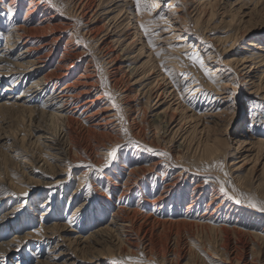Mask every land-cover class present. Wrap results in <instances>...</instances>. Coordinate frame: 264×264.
<instances>
[{"label":"rangeland","instance_id":"obj_1","mask_svg":"<svg viewBox=\"0 0 264 264\" xmlns=\"http://www.w3.org/2000/svg\"><path fill=\"white\" fill-rule=\"evenodd\" d=\"M6 1L16 5L11 19L17 22L44 20L57 25L65 20L71 27L62 31L57 44L43 47L50 52L44 67L26 74L13 70L1 77L0 98L15 99L24 86L55 68L59 59L81 51L76 72L83 73L90 59L88 70L98 82L97 90L82 98L102 94L93 109L105 103L108 112L115 114V123L103 134L88 135L84 126H76L74 158L65 154L64 161L44 166L47 151L32 138L31 128L37 123L31 125L16 109L0 111V143H4L0 145V243L15 238L7 244L8 250L0 252V264H96L95 258L92 262L88 258L104 253L99 264L114 260L125 264H264V211L260 210L264 207V143L252 140L264 142V124L260 123L264 120V99H260L264 96V0H147L155 5L151 10L144 8L145 0L140 9L135 0H91V7L88 4L79 11L73 0H42V5L33 6L29 0ZM129 3L144 24L151 17L159 22L151 25L148 34L154 33L160 43L144 44L148 37L144 27L137 30ZM121 6L126 7L119 13ZM82 10H90L88 16L96 12L92 25L99 34L94 38L85 34L90 21ZM8 14L0 7L2 23L8 22ZM59 32L47 31L35 37L34 43L14 46L5 54L14 58L25 46L43 45ZM70 37L69 52L64 51ZM107 37L111 42L99 49ZM183 37L189 41H180ZM250 41L256 45L248 46ZM4 42L1 35L0 49ZM183 43V51L171 55L176 57L175 67L170 60H162L160 56L170 54L171 45L176 48ZM155 45L162 46L149 54L148 48ZM108 46L122 65L118 71L108 62L104 51ZM253 52L259 57L253 59ZM193 53L202 59L203 68L189 58ZM242 56L254 68L248 81V68L239 66ZM227 69L234 84L216 96L215 80L223 78ZM57 80L59 86L68 79ZM47 86L50 90L53 83ZM152 91L164 94L155 98L149 95ZM168 105L176 116L166 128L153 121L152 114ZM184 108L206 114L204 120L210 114L217 117L203 123L186 117L190 112ZM251 113L256 114L255 121ZM220 134L227 141L217 155L200 158L204 142ZM23 161L31 162L35 172L26 173L29 167ZM157 161L152 174L148 168ZM106 162L108 166L103 167ZM139 166L145 171L138 170ZM57 168L61 171L48 177ZM128 174L136 182L127 180L130 186L125 185ZM171 180L176 181L173 191H165ZM253 203L258 207H252ZM154 205L162 207L155 210ZM77 206L81 208L75 211ZM115 209L119 214L113 222ZM162 219L171 222L156 221ZM56 224L65 230L46 238L44 228ZM100 228L108 232L100 240L96 236L99 242H95V231ZM61 251L65 254L55 257Z\"/></svg>","mask_w":264,"mask_h":264},{"label":"bare ground","instance_id":"obj_2","mask_svg":"<svg viewBox=\"0 0 264 264\" xmlns=\"http://www.w3.org/2000/svg\"><path fill=\"white\" fill-rule=\"evenodd\" d=\"M41 1L42 0H29V2H30L29 6L42 5ZM73 1H74V9L75 10L78 9V11L81 10V9H84L85 6L88 7V4H89V7H91L90 3H92L91 0H73ZM0 4H1L0 7L5 8V10H9L8 19H7L8 22L4 24V23H2L0 21V29L3 30V31L0 32V36L3 35V39L5 40L4 48L0 49V78L1 77H5V76H7L10 73H13V70L14 71L19 70V72L22 70L21 71L22 74H26V73H29L31 71H35L37 69L38 70L41 69L42 67H44L43 65L44 64H48L49 60H50V52L47 51V48H43V47H46V45H49L50 43H56V42L58 43L59 40L63 37V32L62 31L63 30L66 31V29H69L71 27V25H70L71 23L67 22L65 20L57 22V25H53V24L49 23L48 21L46 23L42 22L44 20H39L37 22H30V21H24L23 20L22 22H17L14 19H11V15L15 12L16 5L13 4L12 1L7 2L6 0H0ZM168 5H170V3H168ZM125 7L126 6H121V8H118V12L120 13L121 11H123ZM128 7H133L131 9V11H132V14H133V17H134L135 21L137 22V26H136L137 30L140 29L142 24L144 25V28L148 29L147 33L145 32V30H144V33H143V34L147 35L145 37H148V40H146V42H144V44H148L149 41H152V43L154 41L156 42L159 37L155 36L154 33H151V34H148V33H150L151 32V28L156 26L159 22L157 23V21L151 17V18H149L147 23L144 24V21H142L140 16L138 15V11L136 10V7L133 4H131V3H129ZM31 11L32 10L27 11V13H29ZM94 11L89 16H88V14L90 13V10H87V11H83L82 10V11H80L83 14L85 12L84 16H87L88 22L90 21L89 22L90 25H87L85 27V32H86L85 34H89L93 38L96 37L99 34V33H97V29H95L96 31L94 30V27H96V26L92 25V23H94L92 19H96L95 16H94V18H92V15H95V13H96ZM116 16H117V14H116ZM159 16H160V14H159ZM161 17H164V15H162ZM49 18L50 17H48L47 19H49ZM151 25H154V26H151ZM53 30H58L60 32L58 34H56L55 36H52V38L48 42H44L43 45H40L38 47H35V46L31 45V44L28 45V46H25L24 48H22L20 54L15 56L14 58H12L10 55L7 56L5 54V52L9 51L14 46L34 43V38L35 37L43 35L47 31L51 32ZM175 30H177V29H175ZM108 38L109 37L105 38V40H102V42L99 44L100 45L99 49L102 50V49H104L106 47V45L109 44L110 40L106 41V39H108ZM70 41H71V37L66 40L65 50L64 51H68V47H70V43H69ZM180 41H183V42L184 41H189V39L186 38V37H183V39H181ZM156 43H160V42L157 41ZM185 45H186V43H183L182 45H180L179 47H176V48L174 46L171 47L172 46L171 45L170 46L171 49H168L170 54H166V55L162 54L160 57H162V60H165V62L170 60V62H173L172 65L175 67L177 65V63L175 62L176 60H174V59H176V57L175 56H171V55L173 53H175V52L183 51V47H185ZM254 45H256L255 42H252V41L248 42V46H254ZM161 46L162 45H160V46L159 45H155V46H152V47L150 46L148 48L149 54L151 53L150 51H153L152 50L153 48L155 50H158V49H160ZM104 51L106 52V55L109 58L108 62L111 63V66H112L111 69H113L114 72L120 70L122 68V65L120 64V62H118V60H117L118 58L115 57L116 55L113 54L114 50L112 48H110V46H108V48H106ZM253 54L256 55L255 57H253V59H256V58L259 57V54L256 53V52H253ZM81 55H82L81 51L80 52H70V55L67 56L66 58L59 59L57 61V63H56L55 68H53L50 71H48L42 77H38V78L34 79L30 84L24 86V88L20 91V95L17 96L15 99H13V100H3V98H0V111L9 110V109H16V111L20 112L19 114L22 113V115L24 117L26 116L28 118L29 123L31 125H33L34 121L37 123L36 125H33L32 128H31V129H33V130H31L32 131V138H33V142H35L37 145H39L40 147H42L43 149H45L47 151L46 154L48 156L44 160H42L43 161L42 163H43L44 166L51 165V164H53V162H62V161H64V159H63L64 157L63 156L65 154L68 155V154L71 153V151H73L72 148H75V146H76V145L74 146L75 137L77 136V133L75 131L76 130L75 129L76 126H81V128H83V126H84L87 134L90 135V134H93V133H100V134L108 133L107 131L111 130V128H109L110 125L111 124L113 125V123H115L114 122L115 119L113 120V117L115 118V114L108 112L109 107L107 105H105V103H103L101 106H98V107L93 109V106L95 104L96 99L99 98V97H102V94H99V92H98L95 95V98H92V97L91 98L87 97L85 99L82 98L83 97L82 95L88 94L92 89L93 90H97V84L96 83H98V82L96 81V79H94V75H93L92 71L88 70V68L91 66V64L89 63L90 59L86 63L85 68L83 69V73L76 72L79 69V66H78V63H77V61H78L77 59H80ZM170 57L173 58V59L172 60L169 59ZM207 57H211V56L209 55ZM249 61L250 60L247 57L242 56L241 61L239 63V66H241L242 69H247L248 68V70L245 72V73L248 74V76L245 78L246 81H248L247 79H249L248 77L251 75V73L253 72V69H254V68L251 67L252 64L251 65H246L247 62H249ZM153 67H151L150 70ZM214 71L218 72L219 70L216 69ZM224 73L225 74L223 75V78H221V79L218 78V79L215 80L216 82H218V84L215 86V90L217 91L216 96L217 95L220 96L223 93L222 90H225L227 86H230V85L234 84L233 78L231 76L232 75L231 70L228 71V69H227V70L224 71ZM147 74H149V73H147ZM253 74H255V73L253 72ZM262 74H264V73H262ZM262 74L258 75V80H260ZM77 75H79V76H77ZM61 77H64V78H66L68 80H67V82H65V83H63V84L58 86L57 84L59 83V80H57V79L61 78ZM252 77H255V76H252ZM19 78H20V76H18L15 79L14 83H16ZM24 78H25V76H23V79ZM23 79H22V81H23ZM51 82L53 83V86L49 90L47 85L49 83H51ZM22 83H24V81ZM77 84L79 85L78 88H77ZM76 88H77V90H76ZM163 88H164L163 91L167 89L166 87H163ZM4 89L8 90L9 86L4 88ZM153 91H154V89H153ZM153 91L150 92L149 95L151 96L152 94H154L155 98L160 97V95L162 97L163 96L162 94H164L163 91L161 93H156L157 91H155V92H153ZM166 93H167V90L165 91V95H166ZM174 95L180 98V95H179L178 92H175ZM219 96L217 98H214V99H216V100L220 99L221 97L219 98ZM147 98H149V97H147ZM150 99H148V100H150ZM260 99H264L263 94H262ZM148 100H146L147 104H149ZM36 103H39L40 105L37 106V105H35ZM168 106L166 108H164V109H160L158 111H155V113L152 114L153 121H156V122H159V123L163 124V127H166V128H168L171 125V123H173L172 121L175 120V116H176V114L173 112V108H171L170 106L168 107ZM184 106H186V105H184ZM148 108H149V106H148ZM184 109L186 111L190 112L188 115H187V113L184 114V115H186V117L197 118V121H201L203 123H206L204 121H207V122L211 121L212 122V121H214V120H212V119H214L213 117H217L216 114H210L211 115L210 119L204 120V119H206L204 117V115H206V114H204L202 116V115H198L196 113H193V112L189 111L186 108H184ZM253 114L254 113H251V117H252ZM259 114H260V112H257L258 116H259ZM251 121H253V120L251 119ZM39 122H43V124H41ZM260 123L264 124V120H261ZM240 134H242V136H244V135L246 136L247 135L246 133L245 134L240 133ZM249 135H250V133H249ZM253 136H254V134H253ZM96 137H98V135ZM249 137L251 138V136H249ZM252 140H256L257 141L256 143H261V144L264 143L259 138H257V139L254 138ZM208 141L204 142L205 144L203 145L204 146L203 147V154H201L200 158H208V157L212 158L213 155L216 156L217 152L220 150L222 145L224 146V144L226 143L227 140H225V138H223V135L220 134V135H217V136L214 135V137L211 139V141H209V142ZM0 142H1V138H0ZM0 145L4 146V143H0ZM98 145H100V144H98ZM10 146H11V144H10ZM71 157H73V154H72ZM171 159H172V157H171ZM171 159H170V161H171ZM22 163H24V165L28 164L29 168H28V170H26V173L35 172L33 170V168H30V163L31 162L28 163L27 161H23ZM157 164H158V161L157 162H151V164H150L151 167L148 166L149 167L148 171L152 172L153 171L152 167L156 170V167L158 166ZM59 166L60 165H58V167ZM49 168L52 169L53 167H49ZM137 169L140 170V171L144 170L143 166H139ZM59 170H58V168L56 170H51L52 172L51 173L49 172L50 175L48 177H53L52 174L55 175L56 173H59ZM22 171H25V170H22ZM153 173H155V171L152 172V174ZM158 173H160V172H157L156 175ZM156 175L154 174V177H153L154 179H155ZM132 178L133 177H131L130 174H128L126 182H125V185L130 186L129 181H127V180H133L132 183H136L135 182V178H133V179ZM48 179L51 180L53 178H48ZM174 180H176V179H174ZM171 181L166 182L165 187L168 188V190L165 188L166 189V190L164 189L165 191H168V192L170 190L173 191L176 181L175 182H173V181L171 182ZM196 187H197V185H196ZM196 187L193 188L194 191L196 190ZM123 191H125V190H123ZM191 201H193V197H191ZM117 207H119V206H117ZM161 207L162 206H155L154 205L153 209L159 210V209H161ZM80 208H81L80 206H77L75 208V211L79 210ZM118 211L119 210L116 211V209H115V212L113 213V218H112L113 222H114V220H116V221L118 220V219H115V216L117 214H119ZM2 219H3V217H2ZM163 219L162 220H156V221L163 225V224L166 223V221H169L170 218L169 219H165V220H163ZM157 222H156V224H158ZM169 222H171V221H169ZM139 225H142V224H139ZM65 228L66 227L64 225L63 226H59V227L57 226V224L56 225H52L51 227L44 228L45 229L44 234L46 235V233H47L46 238L47 237H51L54 233H58V235H59L60 231L61 232L64 231ZM106 228H107V226H106ZM105 230H104V228H100V229L96 230L95 231L96 235L94 237L96 238V236H98L99 240H100V238H103L104 234H106L108 232V230H106L107 232ZM14 239L15 238L13 237L12 239H10L7 242H5L6 246L2 245L0 243V252L4 251V250H8L7 244L9 245L10 243H12V241H15ZM16 239L19 240V238H16ZM117 239H118V237H117ZM94 240L96 242L98 239L96 238ZM97 242H99V241H97ZM64 254H65V252L61 251L55 257H61ZM103 255H98L97 256V254H96V256H93L92 259L88 258L87 261L88 262H92L93 259L95 258V262H97L96 264H99L104 259L102 257Z\"/></svg>","mask_w":264,"mask_h":264},{"label":"snow or ice","instance_id":"obj_3","mask_svg":"<svg viewBox=\"0 0 264 264\" xmlns=\"http://www.w3.org/2000/svg\"><path fill=\"white\" fill-rule=\"evenodd\" d=\"M49 2H51V0H49ZM135 2H136V4H137L138 9H140V6H141V3H142V0H135ZM52 6L55 7V5H52ZM154 6H155V5H149V4L147 3V0H145V2H144V8H145V9H147V10H151V7H154ZM141 27H144V26L142 25ZM144 30H145V32L147 33L148 29H147V28H144ZM150 42H151V41H150ZM189 58L192 59L194 63H199L200 66H201L202 68L204 67L202 59H201L197 54L193 53L191 56H189ZM205 71H206V74H207V70H205ZM109 95H110V94H109ZM251 119H252L253 121L256 120V114H255V113L252 115ZM125 131H126V130H125ZM119 147H121V146L118 145L117 148H114V149L112 150V152L109 153V156H110V157H114V156H115V153H116V151H117V149H118ZM148 150H149V151H152L151 149H148ZM164 155H166V154H164ZM107 166H108V165H107V162H106V164H105L103 167H107ZM90 167H94V166H91V165H90ZM101 170H102V168H101ZM221 190L223 191V188H222ZM89 191L91 192V188H89ZM237 202L239 203V201H237ZM251 206H252V207H258V205H256L255 203L251 204ZM260 210H261V211H264V207H260ZM112 264H125V261H116V260H114V261L112 262Z\"/></svg>","mask_w":264,"mask_h":264}]
</instances>
